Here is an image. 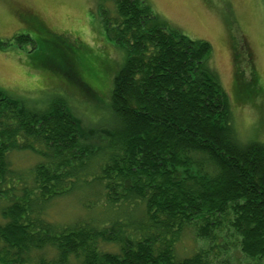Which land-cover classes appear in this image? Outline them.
<instances>
[{"label": "trees", "instance_id": "16d2710c", "mask_svg": "<svg viewBox=\"0 0 264 264\" xmlns=\"http://www.w3.org/2000/svg\"><path fill=\"white\" fill-rule=\"evenodd\" d=\"M100 7L105 39L125 51L101 100L111 112L104 122L85 123L61 96L37 106L0 89V263L235 264L214 251L224 238L264 264V142L237 132L210 43L170 26L145 0ZM20 19L51 33L43 19ZM53 36L60 53L69 49L56 61L61 72L95 99L71 58L79 42ZM254 82L239 83L245 96ZM21 152L39 161L16 169L11 155ZM74 193L86 210L113 216L48 221L51 202ZM187 232L201 243L190 254Z\"/></svg>", "mask_w": 264, "mask_h": 264}, {"label": "rangeland", "instance_id": "374dc122", "mask_svg": "<svg viewBox=\"0 0 264 264\" xmlns=\"http://www.w3.org/2000/svg\"><path fill=\"white\" fill-rule=\"evenodd\" d=\"M145 1L159 17L187 37L210 43L213 53L209 64L228 96L237 132L242 140L264 142V0ZM19 2L28 3L40 14L51 33H39L27 26L19 15L17 17L15 6ZM100 6L101 0H0V89L37 106L61 96L85 123L104 122L111 112L101 100L108 103L112 79L125 61V51L105 39ZM52 33L65 34L64 38L71 45L79 42L71 58L83 81L96 89L95 99L88 101L89 96L61 72L63 63L57 65L56 61L60 62L61 53L69 49L60 53ZM20 34L30 36L34 44L8 41ZM246 46L257 74L253 75V85L246 89L249 96H245L239 84L243 79L249 81L252 75L251 66L244 59ZM38 161L29 152L11 155L12 166L20 170ZM86 201L79 193L52 201L46 208L47 220L64 224L92 216L106 223L113 216L107 210L103 215L101 210H86ZM181 244L190 251L188 254L201 245L190 232L185 234ZM110 251L117 252V249L110 248ZM214 251L218 255L230 253L235 264H256L247 260L232 242L224 243V238ZM184 252L180 249V256Z\"/></svg>", "mask_w": 264, "mask_h": 264}, {"label": "flooded vegetation", "instance_id": "af4514ba", "mask_svg": "<svg viewBox=\"0 0 264 264\" xmlns=\"http://www.w3.org/2000/svg\"><path fill=\"white\" fill-rule=\"evenodd\" d=\"M30 8V9H29ZM15 10H16V16L19 14L20 17L22 15H33L35 16L36 19L38 20H42V16L39 14H37L36 12H33L34 14H32V8L30 6H28V3L26 2H19L16 4L15 6ZM18 17V16H17ZM42 22V21H40ZM48 26V25H47ZM41 27L44 29H47L46 26L44 24L41 23ZM79 43H77L78 45ZM245 44V42H244ZM246 45V44H245ZM247 47V46H246ZM245 61L246 63H248L249 65L248 66H251V69H252V75H257L256 74V71L254 69V66H253V62H252V54L250 52V49L247 47V52H246V56H245Z\"/></svg>", "mask_w": 264, "mask_h": 264}]
</instances>
